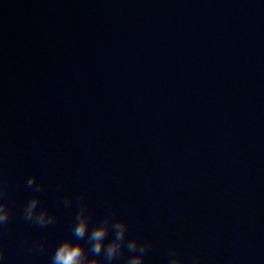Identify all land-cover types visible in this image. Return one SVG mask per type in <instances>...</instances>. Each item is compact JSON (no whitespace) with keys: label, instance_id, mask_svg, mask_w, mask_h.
Segmentation results:
<instances>
[{"label":"water","instance_id":"1","mask_svg":"<svg viewBox=\"0 0 264 264\" xmlns=\"http://www.w3.org/2000/svg\"><path fill=\"white\" fill-rule=\"evenodd\" d=\"M0 200V264H264V0H0Z\"/></svg>","mask_w":264,"mask_h":264},{"label":"clouds","instance_id":"2","mask_svg":"<svg viewBox=\"0 0 264 264\" xmlns=\"http://www.w3.org/2000/svg\"><path fill=\"white\" fill-rule=\"evenodd\" d=\"M28 186H32V181L29 179ZM35 208V201H33L29 205V210H24L25 219L31 221L33 223L39 224L41 226L52 223V221H48L47 223L44 221L43 214H40L35 220H33L31 209ZM10 212L7 207L6 202L0 200V226L6 224L9 220ZM77 223H75L73 227V235L77 238V240L83 239L85 236L87 221L81 219L79 213H77ZM115 230V243L109 242L107 246L104 248V256L105 260L101 262V264H111V261L114 257L120 255L122 244L124 241V229L121 224L118 222L114 226ZM107 227L101 225L99 227H93L91 231V235L89 236L90 241H95V243L90 245V251L93 253V256H99L101 253V241L107 235ZM43 245L41 244V248ZM127 248L129 251L134 252L136 249L133 244L128 243ZM145 249L142 247L140 249V254L143 256L145 253ZM85 255V250L81 246V243L73 242L70 239L63 240L55 249L51 264H82V259ZM174 259L170 260V264H183L181 258L177 254H173ZM4 250L0 247V258H3ZM130 264H141L140 261L133 259Z\"/></svg>","mask_w":264,"mask_h":264}]
</instances>
